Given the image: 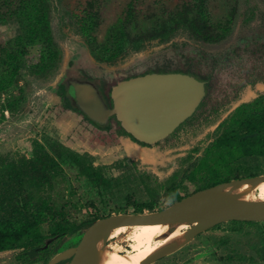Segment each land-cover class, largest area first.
I'll list each match as a JSON object with an SVG mask.
<instances>
[{"label":"rangeland","instance_id":"1","mask_svg":"<svg viewBox=\"0 0 264 264\" xmlns=\"http://www.w3.org/2000/svg\"><path fill=\"white\" fill-rule=\"evenodd\" d=\"M81 52L106 91L134 66L172 57L167 66L208 78L209 90L165 139L134 143L117 122L98 129L65 105L60 83ZM263 93L264 0H0V191L11 195L0 220L30 217L47 233L58 220L157 211L175 191L204 184L202 159L222 124ZM44 151L53 175L40 186L18 178ZM219 170L230 179L264 175V156H236L230 172ZM249 196L264 199V188ZM84 232L64 237L57 252ZM151 235L167 239L153 226H128L113 229L105 246L134 253ZM56 240L47 239L50 249ZM21 251H0V264H45L19 258ZM148 264H264V221L221 222Z\"/></svg>","mask_w":264,"mask_h":264},{"label":"water","instance_id":"2","mask_svg":"<svg viewBox=\"0 0 264 264\" xmlns=\"http://www.w3.org/2000/svg\"><path fill=\"white\" fill-rule=\"evenodd\" d=\"M78 107L96 122L105 124L115 115L121 126L140 142L155 144L165 139L196 109L205 95V81L185 72L146 73L119 80L111 87L112 106L91 84H78ZM264 182V175L234 178L198 189L149 213H114L96 219L79 241L57 252L47 264L69 258L67 264H98L99 249L116 226L149 222L170 227L186 222L182 238L162 245L137 264H148L170 254L198 234L229 220L264 221V199L243 200L234 189L243 182ZM102 245L99 247V244Z\"/></svg>","mask_w":264,"mask_h":264},{"label":"trees","instance_id":"3","mask_svg":"<svg viewBox=\"0 0 264 264\" xmlns=\"http://www.w3.org/2000/svg\"><path fill=\"white\" fill-rule=\"evenodd\" d=\"M23 53L24 50L18 49L16 51V54L19 57L22 56ZM191 74L205 81V97L210 86L208 78H200L192 72ZM60 85L62 89L61 93L65 99V105L70 109L77 110L83 114L78 107L71 103L63 84L60 83ZM204 97L196 109L199 107ZM84 117L98 128H108V126H101L91 121L86 115H84ZM122 129L124 133H128L124 128ZM128 134L139 143L148 145L137 140L132 134ZM236 156H264V93L260 94L253 101L240 104L222 124L219 136L212 147L207 150L202 159L203 165H207V171L203 175L204 184L197 186L184 194L175 191L170 197V203L198 189L208 187L221 181L230 180L229 176L220 175L221 172L219 167L220 165H223L224 170L230 172L232 170L233 160ZM54 164L55 161L53 157H51L47 151H44L43 156L40 157L35 164L28 167V169H20L16 174L17 177L21 178L23 181L30 179L32 184L40 186L41 181L47 180L53 175ZM7 183V185H10L11 182L7 180ZM6 190L7 189L0 191V211L2 210L3 205L11 199V195H9ZM19 202L22 203V198H19ZM24 204L25 203L23 202V209L28 211L27 206ZM98 218L99 217L86 219L79 222L67 220L54 221L50 225L47 233H42L35 228L37 221L30 217L24 219L17 225H15L14 221L9 219H5L4 221L0 220V251L22 248V251L19 253V258H25L34 262L44 260V263L46 264L47 260L50 258L47 256V253L52 250V254H56L60 241L64 237L70 236L81 229L85 231ZM216 226H218V224L213 227ZM49 238H57L56 242H53L54 245L51 249L49 248L51 242L49 241V243H46Z\"/></svg>","mask_w":264,"mask_h":264},{"label":"flooded vegetation","instance_id":"4","mask_svg":"<svg viewBox=\"0 0 264 264\" xmlns=\"http://www.w3.org/2000/svg\"><path fill=\"white\" fill-rule=\"evenodd\" d=\"M88 56L89 55H87L86 53L81 52L80 59L77 61L74 60V63L71 65V69H68L66 77H65L64 81L62 82L64 89L66 90L67 96L70 99L71 103L74 102L75 103L74 106L78 107L77 87L76 86L78 84H84V83L85 84H91L94 86L97 95L103 100L105 108H110L112 106V99L110 96V91H111V87L115 83L111 84L109 86V88L107 89L108 91H106V89L104 87V79H103L101 73H99L98 70H97L98 72L95 71V68L93 65H91L92 62L90 61ZM176 61L177 60L174 57H172L171 62L168 59L166 60L164 58H157V59L155 58V59H151L150 61H145L144 63H142L140 65L134 66L133 69L129 71V74H126V75L122 74L120 80L127 79V78H130L132 76H138V75L146 74V73L155 74V73H167V72L179 71V72H185V73L191 74V72L188 70H183V69L167 66L168 64H173ZM118 81H119V79L116 81V83ZM82 112H83V114L82 113L81 114L83 116L86 115L88 117V119H90L91 121H93V122H95L101 126H108V128H109L112 120L117 122L121 126L120 122L116 119L115 115H108L106 123L101 124V123L96 122L90 116H88L84 111H82ZM92 125L94 127L98 128L94 124H92ZM108 128H106V129H108ZM98 129H102V128H98ZM106 129H104V130H106Z\"/></svg>","mask_w":264,"mask_h":264},{"label":"bare ground","instance_id":"5","mask_svg":"<svg viewBox=\"0 0 264 264\" xmlns=\"http://www.w3.org/2000/svg\"><path fill=\"white\" fill-rule=\"evenodd\" d=\"M264 188V182L256 181L253 183L243 182L239 184L234 191L242 193L241 198L243 200H249L250 192L255 189ZM251 199V198H250ZM128 226H153L155 229L162 230L166 235V241L164 240H153V235L150 236V239L141 243V248L139 251L134 253L121 252L114 248L113 246H103L99 249V261L98 264H137L139 261L147 257L150 253L161 247L162 245L168 243L173 239L182 238L184 231L188 229L189 224L186 222L179 223L174 226V229L168 231L169 225L167 223L161 222H149V223H137V224H123L116 226V228H124ZM100 247V246H99Z\"/></svg>","mask_w":264,"mask_h":264},{"label":"crops","instance_id":"6","mask_svg":"<svg viewBox=\"0 0 264 264\" xmlns=\"http://www.w3.org/2000/svg\"><path fill=\"white\" fill-rule=\"evenodd\" d=\"M124 136H125V138H127L128 140H130V141H132V142H134V143H137V142H135V141H133L131 138V136L130 135H128L127 133H124Z\"/></svg>","mask_w":264,"mask_h":264}]
</instances>
